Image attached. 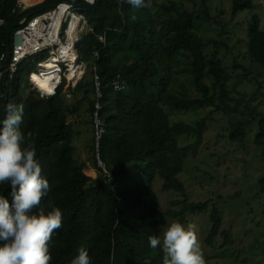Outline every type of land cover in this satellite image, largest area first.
<instances>
[{
	"label": "trees",
	"instance_id": "16d2710c",
	"mask_svg": "<svg viewBox=\"0 0 264 264\" xmlns=\"http://www.w3.org/2000/svg\"><path fill=\"white\" fill-rule=\"evenodd\" d=\"M18 1L0 0V20L5 21V26L0 27V57L10 52L12 35L20 28L21 21L49 12L60 3L78 9L88 26L94 28V35L105 36L104 44L91 36L77 45L80 58L90 65V77L86 80L83 76L80 85L69 94L79 92L84 99L89 94L94 96L87 110L91 118L95 104L100 107L98 114L105 123V131L99 141V155L115 177L114 190L104 184L101 176L96 180L88 177L83 165L74 158V128L69 118L78 115V109L67 104L62 88L47 98H40L31 89L28 96H21L23 74L33 69L30 60L20 66L13 81L0 82V120L8 103L23 104L21 129L25 133H38L36 158L50 185L41 207L45 213L52 207L62 210L63 227L54 234L50 244L51 264H71L80 247L88 250L91 264H163V253L149 245V237L158 236L154 179L162 180V191L180 195L181 199L172 201L171 205L182 208L169 209L168 215L184 225L187 214L198 215L209 206L208 201L189 202L177 178L184 161L196 155L203 143L205 120L195 125L172 123L166 111L211 108V112L242 114L246 120L226 128L228 141L243 145L247 132L257 124L253 145L261 150L264 159V113H257L249 101L238 102L233 107L227 104L230 97L223 66L218 59L207 57L206 44L194 32V20L207 23L213 20L207 8L210 0H201L198 16L174 0L160 4L152 1L150 9L140 10L132 8L126 0H95L93 6L83 0H43L41 3H38L41 0H22L28 6L26 9H21ZM245 10L252 12L251 0L232 1V18ZM247 27V59L264 67V31L259 29L258 17L251 14ZM210 44L218 46L216 41ZM95 51L97 58L93 57ZM181 58L188 61L186 67H179ZM6 63L4 60V66ZM177 74L190 78L195 98H188L184 85L171 90ZM94 76L100 83L99 99L95 97ZM116 76L123 85L119 92L110 85ZM182 138L192 141L181 146ZM129 170L139 173L145 186L121 185ZM258 186L260 193H264V178ZM9 192V185H0V195L8 196ZM38 211L34 209L33 213ZM209 219L211 226L204 240L207 246H211L222 224L215 206Z\"/></svg>",
	"mask_w": 264,
	"mask_h": 264
},
{
	"label": "rangeland",
	"instance_id": "374dc122",
	"mask_svg": "<svg viewBox=\"0 0 264 264\" xmlns=\"http://www.w3.org/2000/svg\"><path fill=\"white\" fill-rule=\"evenodd\" d=\"M152 1L160 4L168 0ZM174 1L182 2L186 10L197 12V16L201 14V0ZM232 1L210 0L207 8L213 20L209 23L194 20V32L207 45L204 48L207 57L218 59L223 66L230 97L227 104L233 107L238 102L249 101L257 113H264V67L252 64L246 56L247 25L251 14L258 17L259 29L264 31V0H251L252 12L245 10L234 18L231 15ZM18 2L21 9L28 8L22 0ZM211 41H216L218 46L211 45ZM30 61L33 69H36L39 62L34 58ZM187 62L181 58L179 67H186ZM88 65L84 72L86 80L90 77ZM180 85L185 86L188 98H195L187 75L177 74L170 88L175 91ZM29 91L26 74H23L20 95L26 97ZM66 101L69 106L78 109V115L69 118L74 128V158L90 177L89 172H96L98 165L92 150L95 137L93 118L87 113L94 96L89 94L84 99L82 93L78 92L66 96ZM211 111V108L189 112L166 111L172 123L195 125L201 120L206 123L201 147L196 155L184 161L177 178L183 184L189 202L208 201L209 206L198 215L187 214L185 226L189 223L197 225L198 237L209 264H264V193H260L258 186L259 180L264 178V159L261 150L253 145L257 124L251 126L243 145L232 144L228 141L226 128L246 118L242 114ZM191 141L182 138L179 144L182 146ZM120 183L131 187L146 184L144 178L133 170H129ZM162 184L158 177L153 181V192L158 199V236H162L167 226L176 221L168 215V210L179 211L182 208L171 205L172 201L181 199L180 195L173 191H162ZM212 206L220 212L222 224L211 246H207L204 240L211 226L209 214Z\"/></svg>",
	"mask_w": 264,
	"mask_h": 264
},
{
	"label": "clouds",
	"instance_id": "9594fccd",
	"mask_svg": "<svg viewBox=\"0 0 264 264\" xmlns=\"http://www.w3.org/2000/svg\"><path fill=\"white\" fill-rule=\"evenodd\" d=\"M126 2L136 10L152 7V0ZM24 113L23 104L8 103L0 120V185L10 186L8 196L0 195V264H51L50 244L63 214L41 207L50 185L36 158L38 133L21 129ZM149 245L163 253V264H207L195 223L174 221L162 236H150ZM71 264H91L88 250L80 247Z\"/></svg>",
	"mask_w": 264,
	"mask_h": 264
},
{
	"label": "built area",
	"instance_id": "2783aa9c",
	"mask_svg": "<svg viewBox=\"0 0 264 264\" xmlns=\"http://www.w3.org/2000/svg\"><path fill=\"white\" fill-rule=\"evenodd\" d=\"M1 1L6 2V0ZM83 1L90 6L95 4V2L90 3L89 0ZM20 2L17 3L19 7L21 6ZM3 26H5V21L0 20V27ZM19 26L20 28L12 35L10 52L6 56L0 57V82L6 79L13 81L23 63L38 57L43 60L36 65V69L30 70L26 74V80L28 87L39 94L40 98L54 96L59 88H62V93L66 96H70L69 93L75 91L80 85L87 68V63L79 56L77 45L91 36H94L99 43L104 44L105 41L104 35H94V28L88 26L84 15L68 3H60L51 11L37 15L29 21L23 20ZM93 57L97 58L98 52L95 51ZM4 60L7 61L5 66ZM46 63H50L53 68L47 69ZM72 70L74 73L80 72L79 79L75 84L67 83L65 78V75ZM48 76H50L48 83L42 84L39 81ZM94 85L97 99H99L101 97L100 83L96 76H94ZM110 85L115 92H119L123 88L119 76L114 77ZM49 87L51 94L46 90ZM99 110L100 107L96 103L92 118L95 129L94 155L98 165L96 172L90 171L89 173L93 180L101 176L104 184L114 190L117 187L115 177L106 169L99 155V141L105 131V123L99 117Z\"/></svg>",
	"mask_w": 264,
	"mask_h": 264
},
{
	"label": "bare ground",
	"instance_id": "6f19581e",
	"mask_svg": "<svg viewBox=\"0 0 264 264\" xmlns=\"http://www.w3.org/2000/svg\"><path fill=\"white\" fill-rule=\"evenodd\" d=\"M47 65V69H52L53 67L50 65V63H46ZM74 70V69H73ZM70 72L69 74L65 75V78H66V81L67 83H72V84H75L77 83L78 79H79V76H80V72ZM80 71V69H79ZM42 84H46L50 81V76H48L47 78H44V80H39ZM50 88V87H49Z\"/></svg>",
	"mask_w": 264,
	"mask_h": 264
},
{
	"label": "snow or ice",
	"instance_id": "6c2138e0",
	"mask_svg": "<svg viewBox=\"0 0 264 264\" xmlns=\"http://www.w3.org/2000/svg\"><path fill=\"white\" fill-rule=\"evenodd\" d=\"M42 87H45V85H42ZM47 91L51 92L50 88H46Z\"/></svg>",
	"mask_w": 264,
	"mask_h": 264
},
{
	"label": "crops",
	"instance_id": "0c3cea01",
	"mask_svg": "<svg viewBox=\"0 0 264 264\" xmlns=\"http://www.w3.org/2000/svg\"><path fill=\"white\" fill-rule=\"evenodd\" d=\"M43 0H41V1H39L38 3H41ZM38 3H36V4H38ZM35 5V4H34ZM28 7V6H27Z\"/></svg>",
	"mask_w": 264,
	"mask_h": 264
},
{
	"label": "water",
	"instance_id": "95a60500",
	"mask_svg": "<svg viewBox=\"0 0 264 264\" xmlns=\"http://www.w3.org/2000/svg\"><path fill=\"white\" fill-rule=\"evenodd\" d=\"M4 106V105H3Z\"/></svg>",
	"mask_w": 264,
	"mask_h": 264
}]
</instances>
